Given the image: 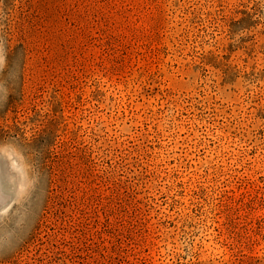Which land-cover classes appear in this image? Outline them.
<instances>
[{"label": "rangeland", "instance_id": "rangeland-1", "mask_svg": "<svg viewBox=\"0 0 264 264\" xmlns=\"http://www.w3.org/2000/svg\"><path fill=\"white\" fill-rule=\"evenodd\" d=\"M0 264H264V0H0Z\"/></svg>", "mask_w": 264, "mask_h": 264}]
</instances>
